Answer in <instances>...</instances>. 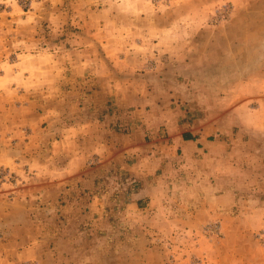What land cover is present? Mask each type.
<instances>
[{"label":"rangeland","instance_id":"obj_1","mask_svg":"<svg viewBox=\"0 0 264 264\" xmlns=\"http://www.w3.org/2000/svg\"><path fill=\"white\" fill-rule=\"evenodd\" d=\"M104 111L121 148L56 189L55 139ZM4 147L57 250L21 264H264V0H0Z\"/></svg>","mask_w":264,"mask_h":264},{"label":"crops","instance_id":"obj_2","mask_svg":"<svg viewBox=\"0 0 264 264\" xmlns=\"http://www.w3.org/2000/svg\"><path fill=\"white\" fill-rule=\"evenodd\" d=\"M112 92L117 94L115 90ZM104 112L106 115L93 114L90 117H81L80 121H71L65 125L62 137L55 139L53 147L49 149L50 156L53 154L54 160L63 162L50 171L56 178L51 182L56 189L62 188V185L73 181L74 178L77 179L93 153L121 148L116 141L120 136L113 131V126L116 124L114 117ZM177 143L183 154L188 150L199 151L212 146L206 136L198 135L191 129H183ZM10 150L5 147L0 149V161L4 160L5 165L12 161ZM128 150L136 151V148L131 146ZM102 155L105 156L104 152ZM107 159L113 162L117 157L110 155ZM133 166L135 168L136 164ZM46 172L40 168L38 175L44 177ZM31 194L35 195L36 191ZM28 201L30 200L24 198L23 194L12 200L0 194V259L7 264L31 263L33 260H39L40 263L41 258L45 256H57V250L45 248L47 241L43 239L39 224L29 215Z\"/></svg>","mask_w":264,"mask_h":264}]
</instances>
